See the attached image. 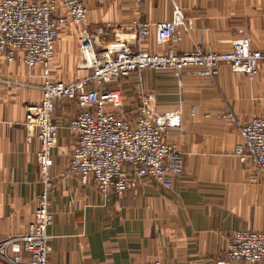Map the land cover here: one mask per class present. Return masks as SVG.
<instances>
[{
	"label": "crops",
	"instance_id": "1",
	"mask_svg": "<svg viewBox=\"0 0 264 264\" xmlns=\"http://www.w3.org/2000/svg\"><path fill=\"white\" fill-rule=\"evenodd\" d=\"M85 3L89 11L85 25L69 23L60 29L51 69L53 81L73 83L89 74L78 64L84 29L93 34L150 23V36L140 47L152 54L190 52L203 37L205 49L226 53L244 31L252 47L264 52V0ZM175 6L192 28L182 43L160 46L155 25L171 21ZM99 37L113 41V35ZM135 46L132 42L131 47ZM0 77L2 242L26 232L43 190L40 143L29 137L24 119L26 106L41 101L44 78L41 68L29 70L21 57L11 64L1 61ZM116 87L123 93L124 118L137 108L143 94L156 97L160 112L181 113L180 127L167 139L182 152L184 172L170 189L144 178L122 197L103 195L93 180L83 185L77 176L61 178L75 146L68 123L79 108L75 101L60 103L54 114L61 129L51 171L55 188L49 196L54 215L49 229L50 264H224L227 243L236 232H264V177H257L250 162L234 155L240 142L238 128L216 115L232 112L247 123L264 114V61L253 80L222 65L215 78L145 70Z\"/></svg>",
	"mask_w": 264,
	"mask_h": 264
},
{
	"label": "built area",
	"instance_id": "2",
	"mask_svg": "<svg viewBox=\"0 0 264 264\" xmlns=\"http://www.w3.org/2000/svg\"><path fill=\"white\" fill-rule=\"evenodd\" d=\"M88 12L85 0H0V62L11 64L21 57L29 70L41 68L44 78L41 101L26 106L24 119L29 137L40 143L38 165L43 190L26 232L0 242L3 264H50L49 229L54 215L50 212L49 196L55 188L51 171L61 129L54 114L60 103L75 101L79 108L68 123L75 146L68 170L61 178L77 176L83 185L93 180L100 193L116 197L135 189L144 178H152L170 189L185 166L182 152L167 139L172 130L180 127L181 113L160 112L156 97L143 94L137 108L124 118L121 114L124 97L116 85L145 70H169L178 77L187 73L215 78L222 65L237 76L253 80L264 61V52L252 47V40L244 31L239 32L240 38L226 53L205 49L203 37L202 43L190 52L170 50L152 54L140 47L149 38L152 25L139 22L134 29L93 34L82 30L78 64L89 74L73 83L53 81L51 69L61 27L69 23L85 25ZM191 28L192 24L175 6L171 21L155 25L156 42L160 46L182 43ZM99 35H113V41L104 42ZM6 83L11 85L9 81ZM216 118L238 128L240 142L234 155L250 162L257 177H264V114L247 123L232 112L218 114ZM223 263H264V232H236L227 243Z\"/></svg>",
	"mask_w": 264,
	"mask_h": 264
},
{
	"label": "rangeland",
	"instance_id": "3",
	"mask_svg": "<svg viewBox=\"0 0 264 264\" xmlns=\"http://www.w3.org/2000/svg\"><path fill=\"white\" fill-rule=\"evenodd\" d=\"M109 30V29H108ZM112 29H110V31H111ZM107 30H105V32H106Z\"/></svg>",
	"mask_w": 264,
	"mask_h": 264
}]
</instances>
